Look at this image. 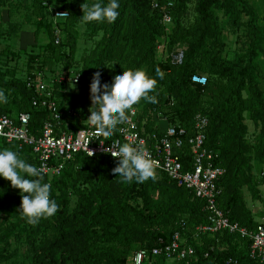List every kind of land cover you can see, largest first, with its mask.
<instances>
[{
	"label": "trees",
	"instance_id": "16d2710c",
	"mask_svg": "<svg viewBox=\"0 0 264 264\" xmlns=\"http://www.w3.org/2000/svg\"><path fill=\"white\" fill-rule=\"evenodd\" d=\"M56 1L70 12V17L58 24L52 19L50 0H31V5L0 0V5L8 6V20L0 18V38L9 37L2 51L9 57L6 62L0 60V89L8 101L0 103V113L17 116L30 112V130L40 135L54 114L41 104L34 105L39 93L29 86L28 78L39 72L48 75L73 69L80 72V83L68 90L56 84L52 100L64 112L60 128L77 131L85 127L93 107L90 84L94 73L101 74L103 84L125 69L146 67L158 81L149 93L157 95L158 102L142 98L133 107H138L141 120H147V131L159 130L156 112L188 129L196 114L207 115L208 145L220 151L219 161L226 168L219 204L231 221L255 230L258 220L247 198L250 195L249 199L264 203V16L248 0H158L156 8L151 0H119L120 15L115 22L88 23L90 34L97 39L79 58L81 0ZM170 1L174 6H169ZM193 2L194 20L186 23ZM23 8L28 11L25 22L15 18ZM166 10L173 15L169 33L163 22ZM219 12L229 18L237 36L233 59L225 55L228 45ZM26 24L35 27L36 44L44 32L49 42L26 55L24 69L18 61L24 56L20 52L26 49L12 48L11 41L23 33ZM56 27L62 30L59 44L55 41ZM241 28L245 29L242 33ZM163 36L166 42L160 40ZM160 44L164 45L162 51L170 52L161 60ZM180 50L185 53L184 61L175 64L172 53ZM157 68L164 71L163 79L156 77ZM196 74L207 75V82L195 83L192 78ZM247 113L254 123L253 131ZM0 149H11L34 166L39 163L31 147L20 149L17 143L3 139ZM118 162L107 154L89 156L80 152L59 175L43 174L59 209L36 225L27 223L18 211L20 190L0 177V261L12 257L6 251L15 233L23 236L29 264H131L134 252L151 250L162 244L161 239L169 243L180 231L196 247L197 261L190 264H215L231 256L242 264H263L249 256L248 237L221 231L202 233L196 240V227L207 222L208 214L205 201L194 191L156 169L155 180L122 182L113 172ZM255 162L262 166L260 172ZM144 264L185 262L149 254Z\"/></svg>",
	"mask_w": 264,
	"mask_h": 264
},
{
	"label": "built area",
	"instance_id": "2783aa9c",
	"mask_svg": "<svg viewBox=\"0 0 264 264\" xmlns=\"http://www.w3.org/2000/svg\"><path fill=\"white\" fill-rule=\"evenodd\" d=\"M153 6L158 7V0H151ZM45 3H48L45 1ZM169 6H174L173 1ZM52 19L55 24L70 17V12L60 7H52ZM163 22L171 24L173 15L169 10L163 13ZM62 30L56 27L55 41L61 42ZM163 45H160L159 48ZM185 58L183 50L172 53V62L182 64ZM28 78V84L35 87L39 96L34 99V105L47 107L54 114V119L45 123L42 133L35 135L30 130L31 113L21 112L17 116L0 113V138L10 143H17L20 149L31 147L39 163L36 165L42 174L59 175L66 163L73 160L76 155L83 152L89 156L107 154L114 157L105 149L115 144L125 142L134 145H142L148 155L155 162V169L163 171L169 177L176 180L179 185L186 186L194 191L196 196L205 201L207 222L196 227L195 238L202 233H216L229 231L239 234L242 238L251 239L249 256L264 264V218L258 221L255 230L233 222L219 204V197L223 194L221 179L226 173V168L220 163V151L208 145L207 129L210 119L207 115L198 113L195 115L191 128L181 123H170L168 117L161 112L155 113V121L159 126L158 131H147V120H141L138 107L128 113V119L118 125L115 134L111 137L100 135L97 129L91 125L87 118L84 128L77 131H68L60 128L64 112L58 110V106L52 100L56 84L69 89L70 84L77 85L81 81L80 72L73 69H62L54 74L39 72ZM207 75L196 74L192 80L195 83L205 84ZM91 113L89 114V116ZM88 116V117H89ZM68 122L66 123L67 127ZM264 210V207H263ZM159 244L151 250L140 249L133 253L132 264H144L149 254L165 255L169 261H184L190 264L197 261L196 247L188 243L180 231H176L169 243L161 239ZM211 251H214L211 246ZM208 256V253L206 254ZM215 264H242L236 257H227Z\"/></svg>",
	"mask_w": 264,
	"mask_h": 264
},
{
	"label": "clouds",
	"instance_id": "9594fccd",
	"mask_svg": "<svg viewBox=\"0 0 264 264\" xmlns=\"http://www.w3.org/2000/svg\"><path fill=\"white\" fill-rule=\"evenodd\" d=\"M119 0H96L83 7L81 23L115 22L119 17ZM156 77L163 79L164 71L156 69ZM157 79L150 76L144 69H125L116 74L114 80L101 83V74L94 73L90 92L92 106L88 117L92 126L104 137H111L118 125L128 119L133 106L143 98L146 102L157 103V95H150L157 86ZM8 97L0 89V103H7ZM109 147L119 162L113 169L122 182L143 183L148 179H156L155 162L142 145L130 142L115 144ZM0 177L11 182L20 190L21 204L18 211L26 222L36 225L42 218L53 216L59 209L58 203L51 198V185L45 182L44 176L36 166L19 158L11 149H0Z\"/></svg>",
	"mask_w": 264,
	"mask_h": 264
},
{
	"label": "rangeland",
	"instance_id": "374dc122",
	"mask_svg": "<svg viewBox=\"0 0 264 264\" xmlns=\"http://www.w3.org/2000/svg\"><path fill=\"white\" fill-rule=\"evenodd\" d=\"M20 2L23 3H28L29 5H31V0H19ZM259 12V15H261L262 17L264 16V0H248ZM51 5L55 6V7H61L62 4L57 3L56 0H50ZM82 3V11H83V7L85 5H91L89 0H81ZM0 18L6 22L8 20V14H7V10H8V6H3L0 5ZM26 8H23L21 12H19L20 15H16L15 18L18 17V19L24 21L26 14L28 13V11H25ZM220 14V18H221V23H222V27L224 30V39L226 44L228 45L226 48V52L225 55L228 58L233 59L235 56V53L237 51V36L235 34H233L231 25L229 23V18L227 16H225L222 12H219ZM194 15H195V7H194V2L189 5V8L187 10V14H186V23L189 22H193L194 20ZM243 18L244 20H248V17L243 14ZM25 22V21H24ZM263 22V21H261ZM7 25V24H6ZM7 27H4V29H7ZM35 29L34 26L30 25V24H26L23 28V33H21L17 38L18 39H13L12 41H16L15 43H12V45L15 46L16 49H26L21 51L20 53H23L24 56L22 57V59L18 61L19 65L21 66V68L25 69V65H26V55L30 54V51H35L37 52L40 49L41 45L46 44L47 42H49V37L47 35L46 32L41 34L40 37V41L39 44L35 43L34 40V36H33V30ZM78 30H79V53H78V57L80 58L81 55L84 53L85 49H89L91 48L94 43L95 40L97 39L96 36H93L91 33L92 28L89 27L88 23L87 24H82L80 23L78 25ZM172 31V23L171 24H167V33ZM245 29L241 28L240 29V33L244 32ZM9 37L5 36V37H1L0 38V60H2V62H6L7 61V56L6 54H3V50L6 47V42ZM160 40L163 41H167V37H162ZM163 45V44H160ZM159 45V46H160ZM32 46H34V48H32ZM164 47V45H163ZM31 51V52H32ZM25 52V53H24ZM170 52L168 51H162V47L159 48V53H158V59H165V57H167V55ZM262 59V58H261ZM263 60V59H262ZM146 71V67L143 68ZM74 85L70 84L69 89L73 88ZM247 94V93H246ZM247 119H248V123L250 125L251 130H255L254 128V123L253 121H251L249 119V113H247ZM1 140H3L2 138H0V142ZM260 167V166H259ZM260 170H257V172ZM156 193V192H155ZM250 197V195H248ZM248 199V198H247ZM248 203L250 205V207L253 209L255 217L258 221H261L264 218V203L262 201H253L252 199H248ZM12 243L11 246L9 247V249L6 251V254H10L12 257L9 259H6L5 261H0V264H29V260L27 257V250H26V246L25 243L23 241V236L22 235H18L17 233H15L12 237H11ZM4 245V243H2ZM133 258V255H132ZM131 258V260H132ZM130 260V261H131ZM172 262V261H170ZM132 264V262H131Z\"/></svg>",
	"mask_w": 264,
	"mask_h": 264
},
{
	"label": "crops",
	"instance_id": "0c3cea01",
	"mask_svg": "<svg viewBox=\"0 0 264 264\" xmlns=\"http://www.w3.org/2000/svg\"><path fill=\"white\" fill-rule=\"evenodd\" d=\"M16 39H18V38H16ZM16 42V41H15ZM14 41H12V43H15ZM12 48H15V46L14 45H12ZM255 166H256V171L257 170H260L261 171V167H259V164L257 163V162H255ZM260 171H258V172H260ZM262 189L264 190V187H262ZM248 199H249V197H248Z\"/></svg>",
	"mask_w": 264,
	"mask_h": 264
},
{
	"label": "bare ground",
	"instance_id": "6f19581e",
	"mask_svg": "<svg viewBox=\"0 0 264 264\" xmlns=\"http://www.w3.org/2000/svg\"><path fill=\"white\" fill-rule=\"evenodd\" d=\"M218 243V242H217Z\"/></svg>",
	"mask_w": 264,
	"mask_h": 264
}]
</instances>
